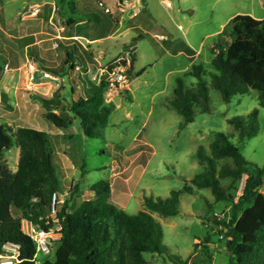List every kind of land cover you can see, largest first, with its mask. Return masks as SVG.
I'll return each instance as SVG.
<instances>
[{
    "label": "rangeland",
    "instance_id": "1",
    "mask_svg": "<svg viewBox=\"0 0 264 264\" xmlns=\"http://www.w3.org/2000/svg\"><path fill=\"white\" fill-rule=\"evenodd\" d=\"M90 1L93 14L104 12L99 7L100 0ZM104 1L108 3V0ZM35 3L43 5L42 0H0V58L7 54L10 67H14L16 61L22 67L13 75L8 73L10 77L0 105V124H6L14 132L22 127L49 135L60 179L58 193L61 201L68 202V212H74L82 201L94 198L89 187L100 181L111 184L113 201L125 206L124 211L131 215L144 210L145 197L168 198L172 191L183 189L186 176L200 174L206 169L195 162L198 150L203 148L204 153L210 154V144L215 141L218 133H234L228 120L246 116L254 109L259 111L257 135L244 144H235L247 160L259 167L264 166V108L259 104L258 91L251 90L249 94L238 96L227 104L218 91L211 90V112L201 113L199 110L194 122L182 128L183 117L169 105V99L173 97L176 77L185 74L189 61L184 65L181 58V64L175 65L169 57H161L163 54L160 47L150 37L139 45L135 65L139 72L144 69L147 72L143 77H134L128 82L133 102L129 100L132 99L129 93L119 91L123 102L114 104L116 110L101 138H87L78 118L68 129L53 126L44 118L47 112L45 103H50L61 116L71 118L69 109L78 94L91 95L97 87V81L93 78L98 75L100 78V65L90 64L91 72L88 74L76 71L70 76H55L53 69L62 67L65 55L60 48H53L55 41L59 40L54 38L46 43L47 62L41 66L57 79H38L36 82L42 86L30 88L25 62L26 56L33 57L32 53L15 54V51L23 48L22 37L42 31L48 33L41 35L43 37H55V28L66 27L69 21L67 11L62 9L67 0L59 3L61 11L53 19L52 10L49 9L52 5L49 4L44 6L38 18L23 21L22 18L28 16L25 15V8ZM138 4L142 7L141 13L147 10L157 23H170L173 28L169 32L180 39L181 43L189 42L194 52L198 53L195 63L209 70H212L211 47L215 43V36L227 27L231 17L248 14L257 19L264 18V0H139ZM177 23H182L183 31L175 28ZM30 39H35V36ZM119 49L112 52V56ZM132 56L133 50H130L129 60ZM118 58H114L110 64L123 59ZM159 58L160 61L155 63ZM109 60L108 57L102 62L103 68ZM185 83L189 88L196 80L187 78ZM78 85H82L81 88H77ZM72 89L76 91L75 96ZM144 144L147 146L141 149ZM19 155L17 146L5 153V162L14 171L18 167ZM225 164L232 165V161H220L219 168ZM117 174L120 176L116 178ZM246 179L247 176L236 182L224 179L221 183L225 189L231 190L238 201L244 192ZM197 191L193 195H181L180 213L177 216L162 218L154 215L162 225L163 243L172 259L169 261L167 257L168 260L147 255L152 264H172L171 261L176 259L191 260L198 250V243L204 247L201 255L211 260L203 264H230L233 261L226 247L227 240H221L225 227L217 225L213 220V212L216 210L217 221L228 224L233 206L227 202H215L209 189ZM62 207L63 204H60L59 210ZM208 243L211 245L207 246Z\"/></svg>",
    "mask_w": 264,
    "mask_h": 264
},
{
    "label": "trees",
    "instance_id": "2",
    "mask_svg": "<svg viewBox=\"0 0 264 264\" xmlns=\"http://www.w3.org/2000/svg\"><path fill=\"white\" fill-rule=\"evenodd\" d=\"M74 23L69 20L67 25ZM137 41L138 38L133 40L131 46ZM211 54L212 70L194 64L176 78L169 105L183 117L182 128L194 122L199 110L211 112V90L218 91L227 104L256 90L259 104L264 108V18L257 19L248 14L235 16L215 36ZM65 58L62 67L53 69L57 77L80 71L76 69V64L83 62L80 55L71 51ZM134 62L133 57L127 69L129 79L138 78L145 72L144 69L134 74ZM187 78L195 79L196 83L187 88ZM106 96L107 81L102 79L92 95L79 96L72 102L69 112L73 118L59 115L48 102L44 105L47 110L44 118L58 129H68L78 118L84 135L99 139L109 126L115 107L113 102L106 101ZM258 116V109H254L246 116L229 119L234 133H218L210 144V154L204 153L203 148L198 150V162L206 169L182 190L172 191L166 199L145 197L144 210L135 215L111 202L112 186L107 181L91 185L89 191L94 198L82 201L74 212L67 211L66 201L58 213L61 239L52 247L50 255L38 258L33 240L22 229V221H30L45 230L53 226L51 201L53 194L60 191V179L49 135L22 127L14 132L6 124H0V255L9 244L18 248V264H152L147 255L170 261L172 258L163 243L162 225L154 215L162 218L177 216L183 193L193 195L196 189H209L215 202L233 206L229 223H220L226 229L222 240H227V250L234 258L230 264H264V166L247 160L235 144H244L257 135ZM14 146L20 150L15 171L5 162V153ZM226 159H230L232 165L219 168V162ZM82 167L84 170L85 164ZM244 176H247L244 192L236 201L221 181L232 179L236 182ZM244 206L247 207L243 209ZM213 220L218 222L214 216ZM196 246L198 249L199 244ZM171 262L188 264L189 260Z\"/></svg>",
    "mask_w": 264,
    "mask_h": 264
},
{
    "label": "crops",
    "instance_id": "3",
    "mask_svg": "<svg viewBox=\"0 0 264 264\" xmlns=\"http://www.w3.org/2000/svg\"><path fill=\"white\" fill-rule=\"evenodd\" d=\"M100 1H104V0H100ZM216 1H220V0H216ZM224 1L231 2L234 0H224ZM42 3L43 5L39 3L30 4L25 9L27 11L30 8V6L32 7L35 5H40L42 7L41 8V12H42L44 6H47L50 4L52 5V7H49V9L52 10L51 19H53L55 17V14L57 13H58L57 15H59L61 11V5L59 4L60 1L42 0ZM108 3L111 5H114V0H108ZM62 9L63 11H67L68 20L75 22L73 25L71 26L67 25L66 26L67 29L66 27H60V28L56 27L55 30L57 34L55 35V37L52 36L51 38L41 36L43 34H48V33H45L44 31H42L41 33L26 35L22 37V39L24 38L23 39L24 41H22L24 42L23 48L15 51V54L16 53L21 54L24 52L29 53V51H31L32 53L33 57L31 58L29 56H26V62H25L27 79L29 81L28 83H29L30 88L42 86L41 84H38L36 80L44 79L43 78L44 72L49 73L45 71L41 65H45L47 62L48 53H46L47 51L45 50H47L48 48H46L47 47L46 43L51 42L52 40H54V38L55 39L59 38V40L55 41V44L53 47L54 49L60 48V50L64 52L65 56L67 52H71V51H73L75 55H80V58L83 62H81L82 64L77 63L76 69L80 68V71L86 74L91 72V68L89 66L90 64H94V63L99 64L100 65L99 71L101 73L104 69H107V65H109L114 58H118V57H122V58L126 57L125 61L127 62V66L121 67V68L126 72L127 78H128L127 69H129V67L131 66L133 57L135 59V62L133 63L134 74L138 73L139 71L136 69L135 65L137 62L139 45L143 41H145V39L149 37L152 40H154L156 44H158V46L160 47V52L163 54V56L161 57H165V56L169 57L174 62L175 65L181 64V61H179L181 60V58H183L185 62L184 65H186L187 61H189L187 64L188 66H186L187 67L186 72L189 71L194 64H196L195 61L197 59L198 53L194 52L189 42L181 43L180 39H176V37L169 32L170 29L173 28V26L170 23H167V22L163 23L162 21L157 23L154 20V18L150 16V14H148L147 10H145L144 13H141L136 18H131L129 15H122L117 10H115V12L111 15H107L104 12L100 14L98 13L95 15L92 13V4L90 0H67V3L62 6ZM39 15L40 14H38L36 17L34 16L26 17V18L23 17L22 20L27 21L29 19H36L39 17ZM234 17L235 16L231 17L228 20V22ZM175 28H177V30L179 31L184 30V26L182 25V23L175 24ZM157 35L164 36L166 40L163 42L157 41V39L155 38ZM33 36H35V39H30V38H33ZM38 36H41V37H38ZM137 38H138V41L133 46H131V43L133 42V40ZM119 47L121 49L118 50L115 56H112L111 53L114 51H117L116 49ZM130 50H133V56L131 60H129L128 58ZM125 54L127 55L125 56ZM5 55L6 57H8L7 54ZM15 56L16 55H14V57ZM6 57L2 55V59L0 58V60L3 63L9 65ZM108 57L110 60L109 62H107V65H105L103 68L102 62H104V60H106ZM119 59L120 58H118V60ZM160 59L161 58L155 60V63L160 61ZM30 63H34V65H36L35 67L39 69V71L36 72L34 75L31 74L28 68ZM188 67L190 68L188 69ZM21 68L22 67L19 66L18 62L16 61L14 64V67H10L11 70L9 72L1 73V79H2V85H3V88H2L3 95L5 92L6 82L10 77L8 73H10V75H13L15 72L20 71ZM175 71H178V70H175ZM146 72L147 70L145 69L144 74L138 77L137 79L143 77ZM52 77L54 79H57V77H54V76ZM45 80H48V79H45ZM129 81H131V79L128 78V82ZM82 85L80 86L78 85L77 88H81ZM96 85L99 86L97 83ZM125 90L129 91V94L132 98L131 102H133V95L131 93L130 84L126 85ZM125 90H120V91L124 92ZM72 91L75 96L76 91H74L73 89ZM79 96L86 98V97H89L90 95L85 96L82 93L81 94L79 93L78 97ZM117 96L121 97L120 104H122L123 96L121 95V93H119V91H117L116 94H114L113 99L116 98ZM106 101L108 102L107 96H106ZM115 110L116 109H114V111ZM55 112L58 113L59 111L56 109ZM62 114H65V113H62ZM71 118H73V115ZM144 146H147V145L144 144ZM195 162H198V158L195 159ZM196 175L198 174H195L193 176H186V184L189 185L190 181ZM118 176H120V174L115 175L116 178ZM197 190L198 189H196V191ZM197 192L199 193V191ZM202 196H206V195L202 194ZM111 202L114 203L120 209L124 210L125 206L121 204L120 205L116 204L113 201L112 197H111ZM216 212H217L216 210L213 212V216L215 220H218L215 217V215H218ZM215 223L219 226H222L220 222H215ZM223 231L226 232V229H223ZM198 244H199V248L198 250H196L193 258L189 260L188 264H203L205 261H211L210 258L207 259L205 255H201V252L204 250V247L202 246V243H198ZM210 245L211 244L209 243L207 244V246H210Z\"/></svg>",
    "mask_w": 264,
    "mask_h": 264
},
{
    "label": "built area",
    "instance_id": "4",
    "mask_svg": "<svg viewBox=\"0 0 264 264\" xmlns=\"http://www.w3.org/2000/svg\"><path fill=\"white\" fill-rule=\"evenodd\" d=\"M139 0H114V5H111L105 1L99 2V7L104 11L105 14L111 15L117 10L122 15H129L131 18L138 17L142 12V7L139 6ZM41 6L35 5L30 6V8L26 11L25 15L29 17H36L41 12ZM27 16V17H28ZM157 41L163 42L166 40L164 36L157 35L155 37ZM57 46V44H56ZM34 63H30L28 68L32 75L39 71L35 67ZM11 69L8 64L3 63L0 60V105L3 102V85L1 79V73H7ZM80 70V68H77ZM107 76L106 79L104 77ZM44 79H54L49 73H43ZM99 75L94 78V81H97V84L100 85L102 79L107 81V97L108 103L113 102L114 94L117 91L125 90L126 85L128 84V78L126 76V72L122 68H118L114 70L113 74H108L106 69H104ZM61 195L56 192L52 196V203L50 209V217L52 219L53 226L48 230L38 228L32 222L23 220L22 221V229L26 235H28L34 242L36 248V258L40 256L50 255L52 252V247L61 239V221L58 217L59 208L58 206L64 204V201H61ZM223 239V235H221V240ZM19 260V252L18 248L12 245L4 246V253L0 255V264H18Z\"/></svg>",
    "mask_w": 264,
    "mask_h": 264
},
{
    "label": "water",
    "instance_id": "5",
    "mask_svg": "<svg viewBox=\"0 0 264 264\" xmlns=\"http://www.w3.org/2000/svg\"><path fill=\"white\" fill-rule=\"evenodd\" d=\"M127 66V62L125 61V58H123L121 61L115 62L113 64H111L110 66L107 67L106 71L108 74H113L114 70L121 68V67H126ZM107 76L104 77V79H106ZM120 98L119 96H117L116 98L113 99V103L116 105L120 104Z\"/></svg>",
    "mask_w": 264,
    "mask_h": 264
}]
</instances>
